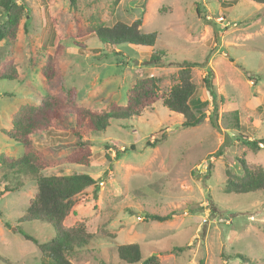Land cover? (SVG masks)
<instances>
[{"label": "rangeland", "instance_id": "1", "mask_svg": "<svg viewBox=\"0 0 264 264\" xmlns=\"http://www.w3.org/2000/svg\"><path fill=\"white\" fill-rule=\"evenodd\" d=\"M15 1L26 8L21 26L14 40L0 41L4 157L19 159L29 149L5 134L13 116L49 93L67 97L74 90L77 105L102 111L112 103L124 106L141 78L158 79L160 93L167 95L185 63L199 65L192 69L196 94L190 103L200 117L196 127L183 128V116L160 100L90 137L89 166L67 162L75 141L68 130L33 137L32 148L47 163L41 175L89 174L100 181L97 198L94 187L87 189L65 223L94 235L71 261L127 264L116 248L137 243L143 259L156 256L160 264H264V190L226 192V171L242 175L241 159L264 169V144L253 150L243 143L264 139V4ZM7 19L0 5V25ZM138 19L143 32L157 33L153 48L122 45L114 51L95 35L100 26ZM154 52L161 62H151ZM48 67L56 71L54 86L46 84ZM210 72L214 100L205 83ZM30 174L0 165V264H49L38 245L24 237L43 244L55 235L47 223L23 221L37 193ZM17 183L20 189L2 194ZM150 214L170 219L156 222Z\"/></svg>", "mask_w": 264, "mask_h": 264}, {"label": "trees", "instance_id": "2", "mask_svg": "<svg viewBox=\"0 0 264 264\" xmlns=\"http://www.w3.org/2000/svg\"><path fill=\"white\" fill-rule=\"evenodd\" d=\"M238 1L232 0L230 4H236ZM250 1L264 4V0ZM0 5L8 15L7 21L0 25V41L14 40L26 8L24 5H18L15 0H1ZM142 24V19H138L130 25L118 22L111 27L100 26L94 32L101 43L114 51L122 45L153 48L157 43L158 35L156 32H143ZM24 26L26 27L25 23ZM52 43L55 44V39ZM56 47L60 52L62 46L57 43ZM160 56L161 54L154 52L151 55V62H161ZM197 66L199 65L185 63L179 71L178 83L171 88L167 95L160 93L158 79L141 78L129 91L124 106L112 103L109 109L102 111L81 107L75 102V91L70 90L67 97L62 94L49 93L41 99L37 106L25 105L13 116L11 128L6 130L5 134L29 149L19 159L0 155V165L10 171L18 169L19 172L22 170L30 172L31 180L37 183V193L29 202L27 214L23 221L47 223L54 228L55 235L43 244H38L30 236L24 237L38 245L43 258L50 260L49 264H74L71 257L76 256L78 251L85 249L92 241L94 235L89 233L84 226L68 227L65 223L74 212L76 199L82 196L87 189L94 187L93 195L95 199L97 198L100 181L89 174L41 175L42 170L47 167V163L43 162L42 158L32 148L33 137L49 133L52 130H68L75 141L69 145L71 153L67 156V162L89 166L92 157L90 137L105 132L110 121L129 120L138 117L144 110L152 107L160 100H163L164 106L169 110L183 116V128L196 127L200 123V117L196 115L190 103L196 94V85L192 80V69ZM211 73L206 76L205 83L214 100L216 93L211 82ZM55 74L54 68L48 67L45 70L44 77L48 86L55 85ZM1 76L3 75L0 74ZM213 125L216 124L213 122ZM243 143L253 150L262 149L260 145L264 144V139L244 140ZM240 163L242 175L235 176L228 170L226 171L228 176L226 192L247 194L263 191V167L248 164L245 159H241ZM21 184L17 183L12 187L7 186L2 194L20 189ZM148 218L161 223L170 219L169 216L151 214L148 215ZM116 249L119 259L127 264H160L156 256L143 259L141 246L137 243L118 245ZM178 250L183 251V249Z\"/></svg>", "mask_w": 264, "mask_h": 264}]
</instances>
